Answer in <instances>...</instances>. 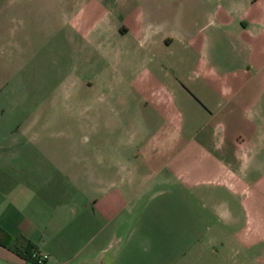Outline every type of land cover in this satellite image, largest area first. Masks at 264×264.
Wrapping results in <instances>:
<instances>
[{
  "label": "crops",
  "instance_id": "1",
  "mask_svg": "<svg viewBox=\"0 0 264 264\" xmlns=\"http://www.w3.org/2000/svg\"><path fill=\"white\" fill-rule=\"evenodd\" d=\"M99 1L98 29L79 33V54L105 89L80 112L90 111V123L105 125L113 141L86 145L84 127L77 175L87 188L28 149L34 130H22L23 140L4 134L0 264H38L24 255L30 249L47 253L40 264L84 261L101 248L102 222L114 229L135 198L181 192L146 195L149 183L220 185L222 256L264 264V0Z\"/></svg>",
  "mask_w": 264,
  "mask_h": 264
},
{
  "label": "rangeland",
  "instance_id": "2",
  "mask_svg": "<svg viewBox=\"0 0 264 264\" xmlns=\"http://www.w3.org/2000/svg\"><path fill=\"white\" fill-rule=\"evenodd\" d=\"M1 1L5 3L0 4V142L7 141V132L23 140L25 136H19L22 130H34L27 136L32 141L28 149L46 155L88 188L84 177L77 175L82 168L78 153L84 127L91 133L86 145L109 148L113 141L105 125L90 123V111L80 112L85 100L105 89L82 67L79 54L83 41L79 33L98 29L94 26L102 14L100 1ZM102 2L108 4L109 0ZM105 17L112 30H121V23L109 13ZM105 107L103 104V111ZM261 108L259 122L264 129V95ZM260 155L264 168V150ZM0 169L8 172L5 166ZM174 186L181 191L178 198H135L132 210L118 216L114 229L113 223L102 222L101 248L87 254L84 261L53 264H241L239 259H225L218 244L219 238H226V232L222 235L220 230L222 187L149 183L146 195ZM210 190L214 198L207 195ZM229 202L238 206V199L231 197ZM205 224H215L214 231L207 232Z\"/></svg>",
  "mask_w": 264,
  "mask_h": 264
},
{
  "label": "built area",
  "instance_id": "3",
  "mask_svg": "<svg viewBox=\"0 0 264 264\" xmlns=\"http://www.w3.org/2000/svg\"><path fill=\"white\" fill-rule=\"evenodd\" d=\"M29 256L33 262L40 264L47 258V253L40 249H30Z\"/></svg>",
  "mask_w": 264,
  "mask_h": 264
},
{
  "label": "trees",
  "instance_id": "4",
  "mask_svg": "<svg viewBox=\"0 0 264 264\" xmlns=\"http://www.w3.org/2000/svg\"><path fill=\"white\" fill-rule=\"evenodd\" d=\"M30 251V250H29ZM29 251L27 250V252L26 253H24V255L27 257V258H29L30 259V256H29Z\"/></svg>",
  "mask_w": 264,
  "mask_h": 264
}]
</instances>
